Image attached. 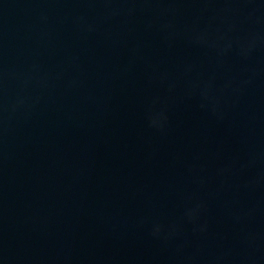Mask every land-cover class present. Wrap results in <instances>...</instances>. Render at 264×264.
<instances>
[{"label":"water","instance_id":"1","mask_svg":"<svg viewBox=\"0 0 264 264\" xmlns=\"http://www.w3.org/2000/svg\"><path fill=\"white\" fill-rule=\"evenodd\" d=\"M0 264H264V0H0Z\"/></svg>","mask_w":264,"mask_h":264}]
</instances>
